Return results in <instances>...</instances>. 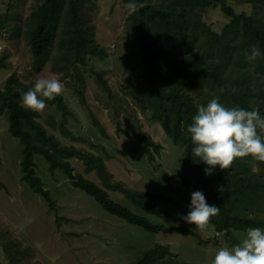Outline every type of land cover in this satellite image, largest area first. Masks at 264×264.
<instances>
[{
    "label": "rangeland",
    "instance_id": "obj_1",
    "mask_svg": "<svg viewBox=\"0 0 264 264\" xmlns=\"http://www.w3.org/2000/svg\"><path fill=\"white\" fill-rule=\"evenodd\" d=\"M41 1L17 0L15 6L10 7L9 0H0L1 15L5 16L9 7L10 11L18 12L16 20L15 13L5 16L7 25L0 26V87L14 72L24 82L40 77L59 78L65 85L62 94L69 112L63 113L56 104L46 102L40 119L47 128L64 144L74 142L101 153L111 181L121 180L133 189H153L168 196V200L157 201L167 213L146 212L111 187L108 189L113 198L149 216L153 222L176 223L195 230L197 235L180 231L156 232L126 221L73 185L63 170H50L45 157L36 154V172L56 201V208L51 207L21 179L22 144L9 132L8 116L3 113L0 114V181L5 188L0 187V264H127L155 242L169 243L178 256L177 262L212 264L220 248L238 244L247 230H235L238 241L226 240L212 224L200 230L182 219L190 211L191 203L181 180L183 150L151 111H144L125 87L139 79L146 69L136 39V25L125 8L128 2L83 0L80 4L83 25L94 31L95 40L105 47L106 55L89 54L86 65H71L60 55L55 43L46 62L38 68L23 20ZM168 1L151 0L157 7L165 6ZM226 2L237 11H245L256 20L264 21V0ZM187 12L200 16L219 32L231 20L219 2L194 5L188 7ZM15 23H20L21 28L15 30ZM255 68L253 63L250 69L255 71ZM102 79L107 81L109 89L104 87ZM205 86L203 92L195 94L197 102L207 104L219 97L220 102L225 103V96L219 90H209L208 83ZM78 88L84 92L85 101ZM52 114L57 129L52 126ZM61 122L70 131L62 128ZM119 123L129 134L119 129ZM139 129L149 132L163 146L153 160L143 150L136 132ZM71 159L75 170L83 169L81 160ZM89 176L107 186L96 171ZM258 214L264 218V210H259ZM200 239L204 241L199 243ZM5 240L16 242L23 255L12 261L11 254L5 251Z\"/></svg>",
    "mask_w": 264,
    "mask_h": 264
},
{
    "label": "trees",
    "instance_id": "obj_2",
    "mask_svg": "<svg viewBox=\"0 0 264 264\" xmlns=\"http://www.w3.org/2000/svg\"><path fill=\"white\" fill-rule=\"evenodd\" d=\"M81 2L83 0H43L23 20L38 68L46 62L55 43L60 55L71 65H86L89 54H107L105 47L95 40L94 31L83 25ZM134 2L143 5L135 13L129 14V18L136 25V39L142 49L146 69L139 79L125 87L140 107L144 111L150 110L164 131L181 146L182 183L190 198L194 191H202L209 205L220 208L219 215L212 217L210 222L220 235L226 240L238 241L236 229H264V218L258 214L259 210H264V162L249 155L237 158L229 169H220L217 165L211 174L206 175L205 168L209 166L193 156L194 145L187 132L198 106L207 105L195 99V94L206 88L205 83H208L207 88L211 91L224 89L220 92L225 96V103L221 102L225 106H239L247 110L258 107L260 115L264 117V55L255 61H248L244 55L253 45L264 53V21L256 20L245 11H237L226 0H169L163 7H157L151 0ZM216 2L231 16L230 22L220 32L200 16L187 12L188 7L208 6ZM15 3L17 0H9L10 7ZM10 7L5 16H14L15 13L16 20L18 12L10 11ZM5 16L0 14V26L7 25ZM14 26L15 30L21 28L20 23ZM197 48L199 50L195 53ZM253 63L257 67L255 71L250 69ZM102 80L104 87L109 89L107 81ZM34 82H24L14 72L0 87V114H7L9 132L18 137L22 144L23 181L41 194L51 207L56 208L55 199L36 172L34 155L41 154L48 161L50 170H63L73 185L92 195L104 209L126 221L156 232L180 231L197 235L195 230L176 223L153 222L149 216L113 198L108 188L120 191L146 212L167 213L166 209L157 205V201L168 200V196L153 189H133L121 180L111 181L101 153L77 146L74 142L64 144L42 122L41 112L25 108L21 103V93L32 88ZM78 93L85 101L84 92L79 89ZM46 102L56 104L63 113L69 112L63 94ZM51 118L52 126L57 129L53 114ZM64 125L61 122L62 128ZM118 126L129 134L120 123ZM136 132L143 150L151 160L155 159V153L160 152L162 144L145 130ZM72 157L84 163L82 170H75ZM94 171L105 180L107 186L89 176ZM0 187L5 188L1 181ZM203 241L200 239L199 243ZM17 246L16 242L10 240L4 242L5 251L11 254L12 261L16 260V256L23 255ZM177 257L169 243L155 242L127 264H185L177 262Z\"/></svg>",
    "mask_w": 264,
    "mask_h": 264
},
{
    "label": "clouds",
    "instance_id": "obj_3",
    "mask_svg": "<svg viewBox=\"0 0 264 264\" xmlns=\"http://www.w3.org/2000/svg\"><path fill=\"white\" fill-rule=\"evenodd\" d=\"M142 6L134 0L125 4L129 14ZM244 55L248 61H255L264 53L253 45ZM64 87V83L55 76L40 77L32 88L21 93V103L27 109L42 112L47 107L46 100L62 95ZM187 132L194 145L193 156L209 166L205 168L206 175L211 174L217 165L220 169H229L237 158L249 155L264 162V117L258 107L251 110L227 107L219 97H214L206 106H198ZM220 191H223V186ZM189 207L190 211L182 219L200 230L206 229L212 217L220 213L219 207L207 203L202 191L191 194ZM212 264H264V229H248L238 244L220 248Z\"/></svg>",
    "mask_w": 264,
    "mask_h": 264
}]
</instances>
